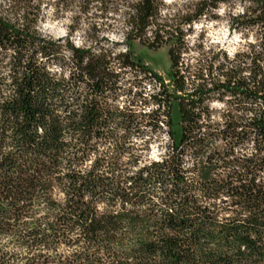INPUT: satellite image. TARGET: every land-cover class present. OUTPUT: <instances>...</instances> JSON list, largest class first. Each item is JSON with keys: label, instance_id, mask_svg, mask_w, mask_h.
Returning <instances> with one entry per match:
<instances>
[{"label": "trees", "instance_id": "obj_1", "mask_svg": "<svg viewBox=\"0 0 264 264\" xmlns=\"http://www.w3.org/2000/svg\"><path fill=\"white\" fill-rule=\"evenodd\" d=\"M61 4L75 14L54 38L43 0H0V264H264V0ZM235 4L230 29L252 40L185 64L186 31ZM117 17L121 42L99 23ZM136 40L168 45V80ZM142 126L167 128L159 159Z\"/></svg>", "mask_w": 264, "mask_h": 264}, {"label": "rangeland", "instance_id": "obj_2", "mask_svg": "<svg viewBox=\"0 0 264 264\" xmlns=\"http://www.w3.org/2000/svg\"><path fill=\"white\" fill-rule=\"evenodd\" d=\"M70 1V0H65ZM43 16L42 21L39 24L41 33L52 36L54 38L66 37L70 34V26L74 17V11L69 9L65 11L62 4L55 7V3H61L63 0H43ZM176 3L175 6H170L171 3ZM167 7L173 9L180 8L183 5H187L189 0H165ZM243 7L240 4H235L229 7L228 5H221L213 15L204 16L200 21L193 24L191 30L186 26L187 30L184 37L185 44L189 48L187 52L183 54V60L185 64L196 65L197 61L207 56L208 58L219 52L225 53L229 58L240 49H243L247 42L252 40V37L243 36L240 32L230 29L229 14H239L242 12ZM71 10V11H70ZM112 24L110 30L106 32V35L114 42H121L122 35L119 31V17L116 19H99V23ZM88 21L82 22V30L79 29L74 32L71 36L72 40L76 45H81L85 38V32L83 29L88 27ZM133 50L135 54L139 55L143 62L150 66L153 70L158 72L165 80H168V73L170 70V59L168 55V45L162 46L156 49H150L140 41L136 40L133 42ZM123 48V46H121ZM131 79L134 77L130 75ZM139 81V78H138ZM142 87L137 90H142V103L133 106L138 114H149L154 107L151 103H145L149 100V96L152 92L156 91V87L150 83L149 79H143ZM136 90V89H135ZM129 98V97H128ZM126 96H121V105H124L128 99ZM131 99V98H130ZM128 104V102H126ZM136 104V103H135ZM211 107L215 110H219L222 105L217 100L211 102ZM173 120L174 130L177 135L180 133L179 128V114L177 105L173 106ZM144 133L145 140H148L144 155L150 159H159L160 155L164 152L165 146H167L169 140L167 134L164 132L167 128L164 127L161 131H155L154 129L146 126L141 127ZM140 141L137 145H141Z\"/></svg>", "mask_w": 264, "mask_h": 264}]
</instances>
